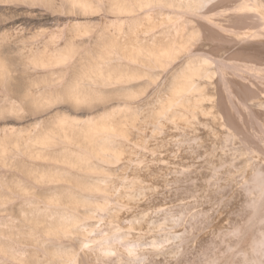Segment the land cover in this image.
Segmentation results:
<instances>
[{"label": "bare ground", "instance_id": "6f19581e", "mask_svg": "<svg viewBox=\"0 0 264 264\" xmlns=\"http://www.w3.org/2000/svg\"><path fill=\"white\" fill-rule=\"evenodd\" d=\"M0 264H264V0H0Z\"/></svg>", "mask_w": 264, "mask_h": 264}]
</instances>
